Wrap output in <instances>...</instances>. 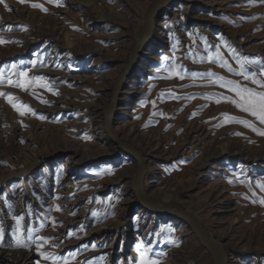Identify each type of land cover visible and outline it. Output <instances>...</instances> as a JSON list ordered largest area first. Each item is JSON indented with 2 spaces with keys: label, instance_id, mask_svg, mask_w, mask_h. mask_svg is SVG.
Listing matches in <instances>:
<instances>
[{
  "label": "rangeland",
  "instance_id": "374dc122",
  "mask_svg": "<svg viewBox=\"0 0 264 264\" xmlns=\"http://www.w3.org/2000/svg\"><path fill=\"white\" fill-rule=\"evenodd\" d=\"M153 1L0 3V264H136L137 244L159 264H213L185 222L138 202L134 159L104 129ZM21 71L50 88L10 85ZM240 72L264 80V3L170 0L111 127L143 158L145 197L188 210L226 264H264V124L231 90L264 88Z\"/></svg>",
  "mask_w": 264,
  "mask_h": 264
},
{
  "label": "water",
  "instance_id": "95a60500",
  "mask_svg": "<svg viewBox=\"0 0 264 264\" xmlns=\"http://www.w3.org/2000/svg\"><path fill=\"white\" fill-rule=\"evenodd\" d=\"M169 1L170 0H154L151 4L143 26L141 27V30L139 32L138 42L136 46L132 49L129 55L128 63L124 66L122 73L115 80L111 102L108 105L104 115V129L108 137L112 139L117 144V146H119L124 152L132 156L135 161L136 169L131 181V186L135 192L138 202L143 207H146L148 210L171 215L185 222L195 235L201 247H203L209 253L213 264H226L225 253L222 247L219 245L218 241H211L208 239L207 232L203 229L199 221L192 214L179 209L161 207L157 204V201L150 200L149 198L144 196L141 186V180L144 176L143 158L137 150L120 141L117 137V134L112 130L111 127L113 108L115 105V100L121 90V84L125 77L130 73L131 69L133 68L136 62L138 53L145 44L146 40L148 39V36L151 31V20L156 15V13Z\"/></svg>",
  "mask_w": 264,
  "mask_h": 264
},
{
  "label": "snow or ice",
  "instance_id": "6c2138e0",
  "mask_svg": "<svg viewBox=\"0 0 264 264\" xmlns=\"http://www.w3.org/2000/svg\"><path fill=\"white\" fill-rule=\"evenodd\" d=\"M3 0H0V3H2ZM21 3H24L25 0H20ZM49 2H56L57 6H60L58 3V0H49ZM252 2V0H250ZM261 3H264V0H260ZM34 8H41L44 11H47L46 8L43 7L41 4L33 3L31 4ZM6 41L0 39V43H5ZM35 61H33V64L35 65ZM243 67V65H242ZM169 73L173 72L174 69H168ZM240 75L244 76L245 80H251L253 84L259 85L260 87L264 88V80H257L255 79L254 73L252 74H245L244 72H240ZM21 80H18L13 84V81L9 79V84L13 85L15 87H19L22 89H29L30 87H41V88H50L48 84L41 83L42 79L41 77H35V78H29L27 71H21L19 73ZM261 75H264V72L261 73ZM170 78V77H169ZM231 83V82H229ZM235 92L238 99L232 100V103L236 104L238 108H240L242 111L249 113L250 115L256 117V119L259 120L261 124H264V91L257 92L251 88L247 87H239L237 86L234 89H231ZM5 95L4 93H0V96ZM8 102L12 104V106L20 113V115H24L25 112L22 109H26L27 111L31 112V108L27 105H17L14 102V98L11 96H7ZM219 103V101H217ZM241 123H244L246 126L252 127L247 121H240ZM253 131H256L259 135H264V130L257 129L253 127ZM259 187L264 190V184L259 185ZM261 204H264V199L260 200ZM21 217H17V228L19 230L20 220ZM17 244L19 246H24L20 240V237L17 236ZM136 249L139 253V260L136 261V264H159V261L156 259L151 258L148 253L151 252L150 248L144 247L142 249V246L140 244L136 245ZM39 251V247L37 249ZM41 256H43L45 259L50 258L51 254H45L43 252L40 253ZM68 257H64L62 260L59 258L53 259V264H67Z\"/></svg>",
  "mask_w": 264,
  "mask_h": 264
},
{
  "label": "bare ground",
  "instance_id": "6f19581e",
  "mask_svg": "<svg viewBox=\"0 0 264 264\" xmlns=\"http://www.w3.org/2000/svg\"><path fill=\"white\" fill-rule=\"evenodd\" d=\"M154 18H155V16L153 17V19L151 20V22H150V25H151V27H152V24H153V20H154ZM146 19V18H145ZM145 19H144V21H145ZM144 23V22H143ZM143 26V25H142ZM135 162V161H134ZM159 206H161V207H169V208H173V209H179V210H182V211H186V212H188V213H190L188 210H185V209H181V208H179V207H177V206H175V205H173L172 203H169V202H158L157 203ZM144 208H146V207H144ZM147 209V208H146ZM191 214V213H190ZM207 237H208V239L210 240V238H209V236L207 235ZM212 241V240H211Z\"/></svg>",
  "mask_w": 264,
  "mask_h": 264
}]
</instances>
